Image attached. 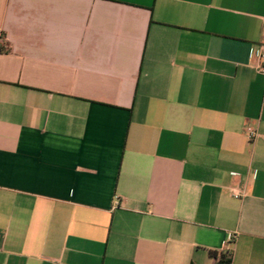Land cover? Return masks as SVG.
I'll list each match as a JSON object with an SVG mask.
<instances>
[{"label": "crops", "instance_id": "crops-1", "mask_svg": "<svg viewBox=\"0 0 264 264\" xmlns=\"http://www.w3.org/2000/svg\"><path fill=\"white\" fill-rule=\"evenodd\" d=\"M262 44L264 0H0V264H264Z\"/></svg>", "mask_w": 264, "mask_h": 264}, {"label": "built area", "instance_id": "built-area-1", "mask_svg": "<svg viewBox=\"0 0 264 264\" xmlns=\"http://www.w3.org/2000/svg\"><path fill=\"white\" fill-rule=\"evenodd\" d=\"M252 56L257 58L258 66L257 71L259 73L264 74V44L260 45L256 50L252 51ZM246 134L250 141H254L256 138H258L260 135L258 131L252 127H248L246 129ZM235 177H239L240 175L237 173L233 174ZM234 196L237 199H241L246 196V194L240 193L237 189H233Z\"/></svg>", "mask_w": 264, "mask_h": 264}, {"label": "trees", "instance_id": "trees-1", "mask_svg": "<svg viewBox=\"0 0 264 264\" xmlns=\"http://www.w3.org/2000/svg\"><path fill=\"white\" fill-rule=\"evenodd\" d=\"M213 256L218 259L216 264H232V253L224 252L221 255L218 253H213Z\"/></svg>", "mask_w": 264, "mask_h": 264}]
</instances>
